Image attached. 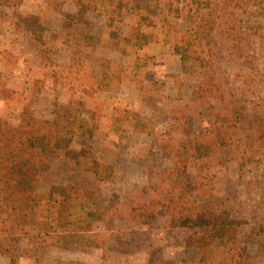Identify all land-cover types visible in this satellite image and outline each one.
I'll use <instances>...</instances> for the list:
<instances>
[{
    "label": "rangeland",
    "instance_id": "374dc122",
    "mask_svg": "<svg viewBox=\"0 0 264 264\" xmlns=\"http://www.w3.org/2000/svg\"><path fill=\"white\" fill-rule=\"evenodd\" d=\"M82 1L18 0L12 9L0 6V88L31 96L29 102L40 125L61 119L71 106H79L89 123L85 135H65L63 142L70 139L74 149L89 150L117 172L114 183L100 184L83 171L89 159L81 165L54 160L36 175L39 195L44 198L53 185H80L95 190L105 202H117L118 208L124 198L136 194L148 168L169 167L178 157H173L172 151L179 136L174 133L171 110L190 103L195 79L182 74L180 59L169 46L150 44L133 49L130 45L127 55L120 54L113 34L128 37L136 17L127 14L122 21L109 25L100 6H116L119 0ZM28 12L39 16L43 23L38 45L14 25L19 15ZM238 27L242 47L233 49L234 42L222 41L216 59L218 78L229 99L252 111L264 100V0H256L242 13ZM107 71L121 82L108 91L87 95ZM18 99L21 97L11 95L5 99L0 93V118L18 122L22 108ZM125 112L129 118L120 126L113 117L122 118ZM205 112L189 121L187 127L195 132L211 128L212 117ZM146 120L154 122L155 133L134 134L135 122ZM259 161L261 165L253 169L238 162L227 169L213 168L214 188L205 200L215 208L225 202L235 219L247 222L240 237L245 240L253 236L248 248L252 260L248 264H264V234L255 235L264 227V153L259 154ZM248 182H256V186L248 189ZM157 215V221L144 228L125 223L123 229L131 233L112 232L117 223L103 227L110 232L107 253L90 250L83 254L52 245L39 249L29 239H22L14 242L17 263L182 264L185 259L198 258L197 249H185L184 240L191 232L169 229L164 207L158 208ZM8 262L0 256V264Z\"/></svg>",
    "mask_w": 264,
    "mask_h": 264
},
{
    "label": "trees",
    "instance_id": "16d2710c",
    "mask_svg": "<svg viewBox=\"0 0 264 264\" xmlns=\"http://www.w3.org/2000/svg\"><path fill=\"white\" fill-rule=\"evenodd\" d=\"M17 1L3 0L0 6L12 9ZM116 3V6H100L109 25L122 21L127 14L136 17L128 37L113 34L120 54L127 55L130 45L133 49L150 44L169 46L180 59L182 74L195 79L190 103L171 110L174 133L179 136L172 151L173 157H178H174L169 167L148 168L136 194L124 198L118 208H115L117 202H105L95 190L80 185H53L42 198L37 191L36 175L54 160L81 165L89 159L83 171L100 184L114 183L116 169L93 157L85 148L74 149L70 139L66 144L63 142L65 135L70 138L85 135L89 123L79 106H71L61 119L40 125L29 102L31 96L0 88L5 99L9 95L20 96L22 105L16 124L0 118V256L8 258V264H18L14 242L20 243L22 239H29L38 248L52 245L83 254L90 250L107 253L110 232H105L103 227L117 223L112 232L131 233L132 230L123 229L125 223H136L141 228L149 226L157 221L158 208L164 207L168 228L190 231V237L184 240L185 249L199 251L198 258L185 259L182 264H248L252 260L248 248L253 236L245 240L240 237V230L247 222L235 219L225 202L215 208L205 200L214 188L213 168L227 169L235 162L251 169L261 165L264 100L248 111L239 101L229 99L223 92L216 64L222 41L234 42L233 49L242 47L240 17L256 0H119ZM14 25L37 45L41 42L43 23L36 14L23 13ZM120 82L119 77L107 71L87 95L108 91ZM202 107L212 117V126L200 132L192 131L187 123L196 116H204ZM123 115L113 117L120 126L129 118L127 112ZM132 127L139 136H151L156 131L151 120L135 122ZM246 185L251 189L256 182ZM263 234L261 227L255 235ZM27 253L26 250L23 256Z\"/></svg>",
    "mask_w": 264,
    "mask_h": 264
}]
</instances>
